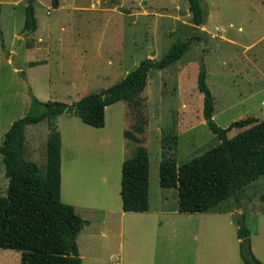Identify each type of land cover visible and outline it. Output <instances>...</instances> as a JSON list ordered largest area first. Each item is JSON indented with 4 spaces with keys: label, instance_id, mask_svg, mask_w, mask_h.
Instances as JSON below:
<instances>
[{
    "label": "rangeland",
    "instance_id": "1",
    "mask_svg": "<svg viewBox=\"0 0 264 264\" xmlns=\"http://www.w3.org/2000/svg\"><path fill=\"white\" fill-rule=\"evenodd\" d=\"M24 3L0 0V142L10 122L27 113L29 93L38 101L71 104L117 82L141 59H158L176 38L196 32L200 40H191L177 61L148 71L144 89L130 104L118 101L105 110L108 127L122 121L124 131L141 139L148 156L150 191L159 188L157 166L163 134L176 136L175 148L169 153L177 164L218 143L200 113L201 94L195 86L200 65L213 100L211 118L217 126L226 127L246 116L264 118V0H199L206 33L188 24L186 0H56V8L50 0H33L36 27L20 37ZM108 58L116 65L111 73L104 65ZM137 124L140 133L133 130ZM33 128L34 124L26 125L24 134L28 137ZM243 128H231L226 136ZM45 132L39 131L36 140ZM122 140L125 157L131 155L134 143ZM35 149L32 157L43 175V151L38 144ZM6 184L0 161L1 195ZM162 190L171 203L175 190ZM262 192L264 174L236 193L248 230L255 228L258 215L264 219ZM227 202L222 207L232 203ZM18 262L19 251L0 248V264Z\"/></svg>",
    "mask_w": 264,
    "mask_h": 264
},
{
    "label": "trees",
    "instance_id": "2",
    "mask_svg": "<svg viewBox=\"0 0 264 264\" xmlns=\"http://www.w3.org/2000/svg\"><path fill=\"white\" fill-rule=\"evenodd\" d=\"M33 0L23 5V28L33 31ZM189 22L201 26L204 13L199 0H186ZM56 7V0H50ZM192 34L176 38L158 59H141L117 82L97 92L82 95L71 104L63 101H38L29 93L27 113L14 119L0 142V161L7 180L4 195L0 194V248L19 251L18 264H80L76 235L86 223L70 205L59 200V133L52 121L62 113L76 116L84 124L101 127L104 107L123 101L130 104L144 89L149 70L163 69L177 61L191 40ZM0 34V43H1ZM205 70L199 66L195 86L201 94V117L218 143L203 153L177 164L170 150L176 136L160 138L158 185L175 190L176 210L180 213L208 212L219 204L236 206V193L264 174V118L246 116L217 126L212 120L213 100L205 83ZM45 120L49 133L45 142V169L39 173L35 162L23 157L24 128ZM245 127L233 136L231 128ZM141 132L137 124L133 129ZM123 137L134 143L133 152L124 156L120 165L119 197L124 212L147 210L148 158L141 139L123 130ZM264 201V192L259 195ZM238 239V255L242 264H263L252 253L249 231L242 213L233 216Z\"/></svg>",
    "mask_w": 264,
    "mask_h": 264
},
{
    "label": "crops",
    "instance_id": "3",
    "mask_svg": "<svg viewBox=\"0 0 264 264\" xmlns=\"http://www.w3.org/2000/svg\"><path fill=\"white\" fill-rule=\"evenodd\" d=\"M200 27L208 31L203 24ZM104 65L110 73L115 71L110 58ZM109 105L104 107L101 127L84 124L70 113L52 121L60 143L59 200L86 221L75 239L80 264H242L233 219L243 212L241 199L237 198L235 207L219 204L208 212L180 213L175 197L168 203L164 190L150 191L148 184L146 211L121 210L119 179L125 143L122 121L112 128L106 124ZM33 129L28 137L23 134V157L34 162L36 144L45 159L49 127L43 120ZM41 130L46 131L45 136L37 141ZM248 231L251 251L264 264V219L258 215L255 228Z\"/></svg>",
    "mask_w": 264,
    "mask_h": 264
},
{
    "label": "water",
    "instance_id": "4",
    "mask_svg": "<svg viewBox=\"0 0 264 264\" xmlns=\"http://www.w3.org/2000/svg\"><path fill=\"white\" fill-rule=\"evenodd\" d=\"M30 31V29H25L24 28V30L22 31V32H20V34L18 35V36H22L24 33H27V32H29ZM199 62L201 63V58H199Z\"/></svg>",
    "mask_w": 264,
    "mask_h": 264
}]
</instances>
